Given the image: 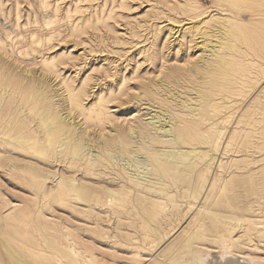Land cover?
Here are the masks:
<instances>
[{"label": "rangeland", "instance_id": "1", "mask_svg": "<svg viewBox=\"0 0 264 264\" xmlns=\"http://www.w3.org/2000/svg\"><path fill=\"white\" fill-rule=\"evenodd\" d=\"M263 96L264 0H0V264H264Z\"/></svg>", "mask_w": 264, "mask_h": 264}, {"label": "bare ground", "instance_id": "2", "mask_svg": "<svg viewBox=\"0 0 264 264\" xmlns=\"http://www.w3.org/2000/svg\"><path fill=\"white\" fill-rule=\"evenodd\" d=\"M262 83H263V82H262ZM260 93H261V92H260ZM263 97H264V96H263ZM161 122H162V121H161ZM158 123H159V122H158ZM261 123H262V122H261ZM263 123H264V122H263ZM263 123H262V124H263ZM262 126H263V125H262ZM262 126H261V127H262ZM163 128H164V127H163ZM166 129H167V128H166ZM158 130H161V129L158 128ZM167 130H168V129H167ZM162 131H164V130L162 129ZM162 131H161V132H162ZM263 131H264V130H263ZM262 133H263V132H262ZM262 135H263V134H262ZM261 137H262V136H261ZM262 146H263V145H262ZM177 150H178V149H177ZM214 159H215V158H214ZM205 171H206V170H205ZM215 187H216V186H215ZM216 191H217V190H216ZM204 206H205V205H204ZM185 227H186V226H185ZM182 229H183V228H182ZM239 232H240V231H239ZM237 233H238V232H237ZM67 236H68V235H67ZM233 237H234V236H233ZM70 239H71V238H70ZM236 239L238 240V238H236ZM73 241H74V240H73ZM256 242H257V241H256ZM73 243H75V242H73ZM150 243H151V242H150ZM230 244H231V243H230ZM71 247H73V246H71ZM75 248H77V247H75ZM75 248H74V249H75ZM82 249H83V248H82ZM76 253H77V252H76ZM80 254H81V253H80ZM233 255H234V254H233ZM230 256H231V255H230ZM235 256H236V255H234V257H235ZM89 257H90V256H89ZM241 257H242V256H241ZM87 258H88V257H87ZM231 258H232V256H231ZM244 258H245V257H244ZM242 260H243V259H242ZM247 260H248V259H247ZM233 262H234V261H233ZM236 263H237V262H236ZM245 263H246V262H245ZM254 263H255V262H254ZM243 264H244V263H243Z\"/></svg>", "mask_w": 264, "mask_h": 264}]
</instances>
